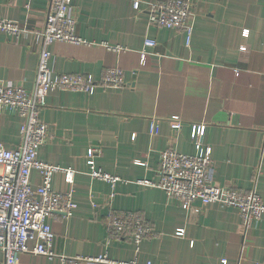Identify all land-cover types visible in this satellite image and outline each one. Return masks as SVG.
Masks as SVG:
<instances>
[{
  "label": "crops",
  "instance_id": "obj_1",
  "mask_svg": "<svg viewBox=\"0 0 264 264\" xmlns=\"http://www.w3.org/2000/svg\"><path fill=\"white\" fill-rule=\"evenodd\" d=\"M162 1L72 0L76 34L89 45L49 48L50 77L78 74L99 81L106 69L119 68L127 85L97 87L90 95L55 91L40 111L49 139L38 159L75 172L76 208L67 220L52 218L53 247L66 256L106 254L139 264H264V216L245 231L236 209L196 202L197 211H186L163 191L138 183L159 180L161 151L196 155L192 127L204 123L212 181L241 192L255 190L264 202V0L195 1L189 41L182 32L148 22L149 4ZM48 5L49 0H0V20L29 31L17 39L0 33V84L34 89L37 32ZM145 40L156 47L146 48ZM172 117L181 120L175 136ZM21 121L0 107V142L6 148L20 144ZM91 166L122 182L112 186L90 178ZM63 179L54 177L55 190H65ZM31 184H41L36 172ZM110 212L139 215L154 236L138 251L129 240L108 241ZM178 230L182 236L175 235ZM3 260L0 252V264ZM19 264L59 263L23 254Z\"/></svg>",
  "mask_w": 264,
  "mask_h": 264
},
{
  "label": "built area",
  "instance_id": "obj_2",
  "mask_svg": "<svg viewBox=\"0 0 264 264\" xmlns=\"http://www.w3.org/2000/svg\"><path fill=\"white\" fill-rule=\"evenodd\" d=\"M195 1L165 0L151 3L146 10L148 22L158 29L182 32L189 41L193 32L192 5ZM133 9H139L138 2L133 3ZM76 25V17L72 15V0H49L43 26L37 32L40 49L34 89L28 91L11 83L0 84V107L22 120L20 144L8 149L0 142V252L4 256L3 264H19L23 254L57 261L59 264H139L136 260H111L106 254L96 257L66 256L53 247L55 235L52 218L59 215L67 220L76 208L73 196L75 172L38 159L39 149L49 139L48 126L39 118L40 111L46 106L47 97L55 91L90 95L97 87L121 89L127 86L125 74L119 68L106 69L99 81L92 76L78 74L50 77L49 48L53 44L89 45L76 34ZM0 33L17 39L29 31L18 22L0 20ZM156 45L153 40L144 41L146 48ZM104 47L111 52L124 51L119 46ZM170 128L174 136L177 135L181 120L178 117L170 118ZM205 131L204 123L192 127L191 141L196 155L180 154L172 148L161 151L157 169L159 180L156 183L147 180L138 183L163 191L168 199L178 202L186 211H197L194 206L196 202H200L202 207L216 204L236 209L242 220V229L246 231L253 222L263 218L264 202L255 190L241 192L232 186H220L212 181L213 160L211 149L203 143ZM135 163L144 165L139 160ZM33 172L38 174L41 181L37 188L31 184ZM59 174L64 178L63 191L53 187V179ZM88 175L112 186L122 182L117 176L104 173L94 166H91ZM105 226L109 234L108 241L129 240L137 251L145 240L154 236L140 216L131 212H110ZM182 234L183 231L178 230L175 235Z\"/></svg>",
  "mask_w": 264,
  "mask_h": 264
}]
</instances>
